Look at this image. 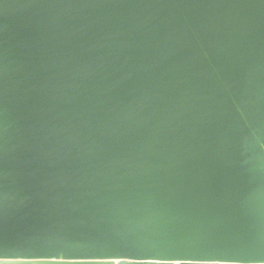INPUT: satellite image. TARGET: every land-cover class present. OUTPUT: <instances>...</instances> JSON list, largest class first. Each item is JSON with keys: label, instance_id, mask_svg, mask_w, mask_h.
<instances>
[{"label": "water", "instance_id": "obj_1", "mask_svg": "<svg viewBox=\"0 0 264 264\" xmlns=\"http://www.w3.org/2000/svg\"><path fill=\"white\" fill-rule=\"evenodd\" d=\"M0 257L264 264V0H0Z\"/></svg>", "mask_w": 264, "mask_h": 264}, {"label": "snow or ice", "instance_id": "obj_2", "mask_svg": "<svg viewBox=\"0 0 264 264\" xmlns=\"http://www.w3.org/2000/svg\"><path fill=\"white\" fill-rule=\"evenodd\" d=\"M122 257H113V259L119 261ZM0 264H12V262L5 260L3 257H0Z\"/></svg>", "mask_w": 264, "mask_h": 264}]
</instances>
